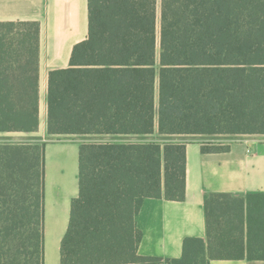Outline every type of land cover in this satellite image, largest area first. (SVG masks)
Listing matches in <instances>:
<instances>
[{
	"label": "trees",
	"instance_id": "obj_1",
	"mask_svg": "<svg viewBox=\"0 0 264 264\" xmlns=\"http://www.w3.org/2000/svg\"><path fill=\"white\" fill-rule=\"evenodd\" d=\"M87 3V37L48 74L47 136L111 139L80 143L60 264L162 262L138 254L136 214L146 197H185L171 137L264 135V0ZM38 54L37 21H0V132L38 129ZM45 143L0 142V264H43ZM205 209L207 240L166 264L264 259V192L210 194Z\"/></svg>",
	"mask_w": 264,
	"mask_h": 264
},
{
	"label": "crops",
	"instance_id": "obj_2",
	"mask_svg": "<svg viewBox=\"0 0 264 264\" xmlns=\"http://www.w3.org/2000/svg\"><path fill=\"white\" fill-rule=\"evenodd\" d=\"M0 21L39 23V126L32 132H0V142H32L47 136L48 74L70 65L73 46L88 34L87 0H0ZM92 135H69L46 141L43 189V264H60L61 241L79 193V146ZM103 140L111 139L108 135ZM156 136V134L154 135ZM185 143V197L144 198L136 225L141 232L137 252L160 257L166 264L179 259L187 238L207 240L205 202L210 194L229 193L245 198L264 192V139L253 134H181ZM224 146L203 152V146ZM208 264H264V259H209Z\"/></svg>",
	"mask_w": 264,
	"mask_h": 264
},
{
	"label": "rangeland",
	"instance_id": "obj_3",
	"mask_svg": "<svg viewBox=\"0 0 264 264\" xmlns=\"http://www.w3.org/2000/svg\"><path fill=\"white\" fill-rule=\"evenodd\" d=\"M253 135H255V137H257V138L264 139V135H259V134H253ZM90 137H93L95 139V140H93L94 142H98V141L103 140L102 138H99L100 136H93L92 135ZM60 138H66V136H56L53 139H60ZM50 139H52V138H48V136H46L44 140H40V141L44 142V141H48Z\"/></svg>",
	"mask_w": 264,
	"mask_h": 264
}]
</instances>
